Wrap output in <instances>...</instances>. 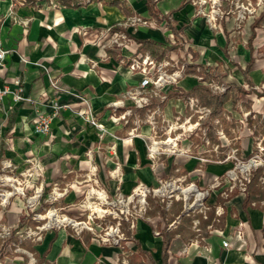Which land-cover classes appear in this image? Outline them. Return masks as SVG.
<instances>
[{
	"label": "crops",
	"instance_id": "crops-1",
	"mask_svg": "<svg viewBox=\"0 0 264 264\" xmlns=\"http://www.w3.org/2000/svg\"><path fill=\"white\" fill-rule=\"evenodd\" d=\"M69 1L66 6L59 0H0V46L10 52L0 67V86L13 93L21 90L32 100L15 103L14 96L8 95L0 107V230L12 232L8 249L0 251V264H134L140 251L155 264H163L164 255L167 264H264V201L245 206L248 192L220 199L226 203L221 218L210 210L207 219L199 213L183 216L171 228L168 224L182 214L180 204L164 214L151 199L144 218L122 223L125 238L119 246L103 245L93 233L71 227L44 230L38 238H19V231L44 224L32 220L34 212L55 208L87 221L91 213L105 208L96 197L101 190L113 200L119 193L131 195L141 184L153 187L160 178L190 175L196 183L207 185L231 168V164L202 166L196 157L187 156L152 162L146 140L152 134L150 126L143 125L138 136L130 138L134 117L128 124L114 122V114L132 109L129 102L116 108L114 104L124 101L126 92L142 81L141 74L128 67L135 55L189 64L178 93H170L164 102L153 99L152 106L159 107L166 118L186 114L184 100L194 96L191 90L215 80L227 86L230 94L219 114L231 117L230 122L223 121L224 128L241 156L251 157L256 140L264 137V0H219L218 9L229 14L218 20L216 28L197 15L193 0H117L120 5L110 4L115 0ZM149 2L159 19L150 13ZM240 4L251 11L244 20L236 10ZM133 18L147 25L126 26ZM171 27L179 31L178 49L173 47L177 41ZM114 33L128 36L129 51L107 45ZM145 42L162 44L168 51L162 54ZM191 66L196 73H188ZM202 68L220 69L224 77L205 80ZM54 82L59 92H54ZM56 97L66 108L52 123L50 135L39 136L34 130L37 113L49 112ZM84 99L108 130L104 136L79 116L86 110ZM243 113H250L246 125L241 124ZM136 114L144 119V111ZM201 169L202 173H195ZM259 170L264 176V169ZM55 186L62 198L50 204L47 200ZM38 192L42 197L32 212L27 198ZM92 192L96 196L89 198ZM23 220L24 227L16 231ZM239 225L242 241L235 235ZM168 235L172 238L166 247ZM225 239L231 243L228 249L223 247Z\"/></svg>",
	"mask_w": 264,
	"mask_h": 264
},
{
	"label": "built area",
	"instance_id": "built-area-1",
	"mask_svg": "<svg viewBox=\"0 0 264 264\" xmlns=\"http://www.w3.org/2000/svg\"><path fill=\"white\" fill-rule=\"evenodd\" d=\"M193 5L197 8V15L205 17L211 28L217 27L219 19L225 18L229 12L218 9L219 0H193ZM210 7L209 12L207 11ZM239 18L244 20L246 13H250L248 6L240 4L236 7ZM147 25V22L140 18H133L128 21L126 26L137 27L138 25ZM109 47L121 51L131 49V41L123 33H114L109 35L106 41ZM10 52L0 46V67H4L5 59ZM188 65L181 64L173 59L163 61L154 60L149 54L135 55L129 64V70L139 73L142 81L137 88L129 89L124 97V101L114 104V108L125 106L129 102L132 109L126 110L120 116L113 115L114 122L129 123V118L134 117V129L129 133V137L138 136V130L143 125L151 128L152 134L146 139L147 153L150 161L158 163L163 157L168 159L177 156L196 157L199 164L224 165L231 164L222 176H215L210 184L202 185L196 183L193 176H179L160 178L153 187L147 185H138L131 195L124 196L119 193L116 198L111 200L105 190L89 194V198L97 197L98 202L105 208L97 214L91 213L87 221H79L66 215L57 216V210L51 208L48 211V220L41 213H36L38 202L42 195L40 192L33 197L27 198V208L34 212L33 221H45L37 229L25 228L19 231L20 239H33L40 237L42 231H54L64 227L82 232L89 231L93 233L96 240L103 245L119 246L125 234L123 233L122 223L132 218H144L150 208V200L153 199L159 204L164 214H168L174 205L180 204L182 214L175 222L168 224L171 228L183 216L193 214H202L207 219V212L214 210L218 218L225 214L226 203H220V199L229 200L230 195L239 192L246 196L248 186L251 184L253 173L264 169V137H258L256 140V151L251 157L243 158L240 150L233 146L224 128V120L231 121V117L224 114L215 116L214 109L202 104L201 99L195 96H187L184 100L186 105V114L179 115L173 119H168L159 107H153V99L158 98L161 102L167 100L170 93H178L180 82L186 77ZM198 81H203L198 78ZM214 96H221L227 92V86L218 83L215 80L204 82ZM54 92H59L60 88L54 82L52 83ZM8 95L14 96L15 103L29 102L32 100L25 97L20 90L13 93L7 87L0 86V107ZM86 105L85 111H80L79 116L87 123L98 128L104 136L108 130L100 124L92 115L89 101L84 99ZM65 105H62L56 97L50 104L49 112L41 110L37 113L34 124L35 133L39 136L47 137L51 133L52 123L60 117ZM142 110L145 112L144 119H141L136 112ZM250 113H243L241 124L246 125ZM211 135L216 138L212 140ZM0 134V139H1ZM8 169L11 165L7 166ZM195 173H202V169ZM260 182L264 184V176ZM22 197L26 198V193L13 187ZM3 195V194H1ZM62 198V193L55 186L47 200L50 204H55ZM166 220V219H165ZM168 222V220H167ZM195 231L199 232V222L193 224ZM239 225L236 231V238L243 240V233ZM25 230V231H24ZM11 231H5L6 235L11 236ZM25 233V235H22ZM160 236L159 232L155 233ZM223 247L228 249L231 243L225 239Z\"/></svg>",
	"mask_w": 264,
	"mask_h": 264
},
{
	"label": "trees",
	"instance_id": "trees-1",
	"mask_svg": "<svg viewBox=\"0 0 264 264\" xmlns=\"http://www.w3.org/2000/svg\"><path fill=\"white\" fill-rule=\"evenodd\" d=\"M59 1L63 5H66V6L70 5L69 0H59ZM110 4L120 5V3H118L117 0L111 2ZM148 6H149L150 13L152 14V16L159 19V16L154 11V4L152 2H149ZM73 7H79V5L74 4ZM169 25L171 26V24H169ZM171 29L173 31V34L175 35V41H177L176 46H173V47H174V49H178L180 46L179 31H177L174 27H171ZM151 44H152V42H145L144 43V45L146 47L151 46ZM152 45H154L158 50H161L162 54H164L168 51V49L162 44H152ZM190 68L192 70L191 69L188 70V73H196V70L194 69V67L191 66ZM200 75L205 80L210 79V78H222V77H224V73L220 69H217V68H202ZM190 95L198 96L201 99V102L203 105L213 107L215 116H217L220 113V111L223 108V105L226 104V102L230 99L229 92H227L226 94L221 95V96H213L207 87L201 86V85L194 87L191 90ZM262 176H263L262 170H258L253 175L251 184L248 186V194H247L245 206H250L254 203L257 204V206H258L262 201H264V185H260V182H259V180ZM30 221L32 222L31 225L33 227H35L36 224L32 220H30ZM23 227H24V220L20 223V225L16 231H19ZM171 238H172L171 235L167 236L166 247L169 245ZM24 247L32 250L31 244H26ZM134 260H135V262H137L134 264H144V260L147 264H155L150 259V257L147 255V253L141 252V251L138 253V255L135 257ZM163 264H167V255H164Z\"/></svg>",
	"mask_w": 264,
	"mask_h": 264
},
{
	"label": "rangeland",
	"instance_id": "rangeland-1",
	"mask_svg": "<svg viewBox=\"0 0 264 264\" xmlns=\"http://www.w3.org/2000/svg\"><path fill=\"white\" fill-rule=\"evenodd\" d=\"M214 109V108H213ZM214 114V113H213ZM252 178H253V176H252ZM57 203V202H56ZM55 203V204H56ZM50 210V209H49ZM49 210H47V211H45V212H43L42 213V215L43 216H46V218H47V220H48V211ZM29 213H31V212H29ZM57 216H62V215H66V216H69L67 213H65L64 211H62V210H57ZM44 221V220H43ZM43 221H41V222H43ZM81 221V220H80ZM84 221V220H83ZM43 223H45V221L43 222ZM5 231H8V229L7 230H3L2 229V231L0 230V251L2 252V253H4L7 249H8V246H7V242H9L8 241V239L11 237V236H9V235H6L5 234ZM11 231V230H10ZM25 231V230H24ZM22 235H25V233H22ZM28 256V259H31V256L30 255H27Z\"/></svg>",
	"mask_w": 264,
	"mask_h": 264
}]
</instances>
